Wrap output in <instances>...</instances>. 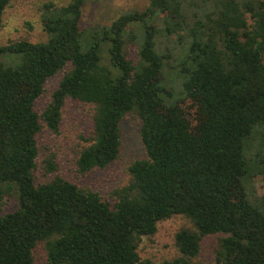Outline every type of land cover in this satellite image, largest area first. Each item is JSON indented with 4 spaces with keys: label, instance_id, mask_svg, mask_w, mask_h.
Returning a JSON list of instances; mask_svg holds the SVG:
<instances>
[{
    "label": "trees",
    "instance_id": "trees-1",
    "mask_svg": "<svg viewBox=\"0 0 264 264\" xmlns=\"http://www.w3.org/2000/svg\"><path fill=\"white\" fill-rule=\"evenodd\" d=\"M12 1L0 0V23ZM97 1L46 3L45 42L0 46V200L17 202L0 217V264H34L38 242L47 264H148L139 243L174 216L194 230L179 231L180 256L160 264H202L192 261L201 240L217 235V264H264V193L253 183L264 182V0H150L81 29L83 5ZM68 65L38 113L46 82ZM68 99L93 107L80 175L116 161L122 119L139 120L145 158L113 203L60 177L34 181L36 137L43 127L58 133Z\"/></svg>",
    "mask_w": 264,
    "mask_h": 264
},
{
    "label": "rangeland",
    "instance_id": "rangeland-1",
    "mask_svg": "<svg viewBox=\"0 0 264 264\" xmlns=\"http://www.w3.org/2000/svg\"><path fill=\"white\" fill-rule=\"evenodd\" d=\"M71 0H13L6 8L0 23V46L10 42L26 40L30 43L45 42L47 34L41 24V10L44 4L52 2L57 6L67 5ZM150 0H100L87 2L81 11L80 28L85 29L94 25H110L121 14L133 10H142ZM163 25H160L162 28ZM169 38V39H168ZM162 37L165 48L176 54L181 53L175 36ZM137 44H130L126 49L128 60L137 61ZM173 63V62H172ZM62 71L50 78L44 88L43 95L36 101L35 110L42 113L50 102L52 93L65 72ZM175 74H166L165 80L174 82ZM93 107L81 102L68 99L61 112L58 133H52L45 127L37 135L38 156L35 162L33 177L36 184L51 182L60 177L76 184L83 190L97 193L102 200L113 203L112 192L128 184L129 166L136 160L145 158V152L139 135V120L132 114H127L120 123V148L116 161L104 169H94L86 175L77 172L76 160L80 151L87 146L85 139L91 136ZM47 161L52 162L56 169L46 170ZM257 195L264 193L262 177L254 180ZM17 207L15 198L0 200V217L14 211ZM181 230L193 231L191 222L183 216H174L157 224V231L151 237H144L138 245V255L141 263L160 264L180 256L175 245V235ZM221 236L203 238L200 242L199 254L192 259L202 264H217V251ZM34 264H47L45 243L38 242L33 250Z\"/></svg>",
    "mask_w": 264,
    "mask_h": 264
}]
</instances>
